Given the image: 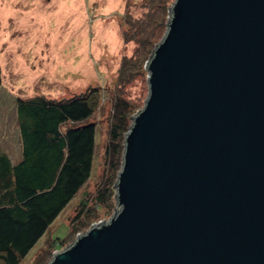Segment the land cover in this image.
Segmentation results:
<instances>
[{
	"label": "water",
	"instance_id": "water-1",
	"mask_svg": "<svg viewBox=\"0 0 264 264\" xmlns=\"http://www.w3.org/2000/svg\"><path fill=\"white\" fill-rule=\"evenodd\" d=\"M116 211L47 264H264V0H172Z\"/></svg>",
	"mask_w": 264,
	"mask_h": 264
},
{
	"label": "trees",
	"instance_id": "trees-1",
	"mask_svg": "<svg viewBox=\"0 0 264 264\" xmlns=\"http://www.w3.org/2000/svg\"><path fill=\"white\" fill-rule=\"evenodd\" d=\"M150 4L123 32L124 41L136 45L132 56L122 59L119 79L124 83L142 70L167 29L170 0ZM97 96L89 91L59 100L15 98L18 156L0 146V264H20L71 202L77 207L68 234L87 230L102 209L114 210L124 136L139 107L121 94L112 97L103 175L90 198L80 193L93 170L97 128L91 118ZM63 240L51 238L50 245L61 247ZM51 256L46 251L32 264H47Z\"/></svg>",
	"mask_w": 264,
	"mask_h": 264
},
{
	"label": "rangeland",
	"instance_id": "rangeland-1",
	"mask_svg": "<svg viewBox=\"0 0 264 264\" xmlns=\"http://www.w3.org/2000/svg\"><path fill=\"white\" fill-rule=\"evenodd\" d=\"M151 1L0 0V146L18 156L15 98L59 100L89 91L98 95L91 118L97 128L93 170L80 193L88 192L91 198L103 175L112 97L121 94L138 104V110L145 102V65L125 83L119 79V69L136 47L133 41H124L123 32L130 20L147 12ZM76 207L77 202L68 205L20 264H32L46 251L53 255L84 232L68 234ZM115 211L102 209L96 222L108 220ZM51 238L64 239L63 245L52 247Z\"/></svg>",
	"mask_w": 264,
	"mask_h": 264
}]
</instances>
